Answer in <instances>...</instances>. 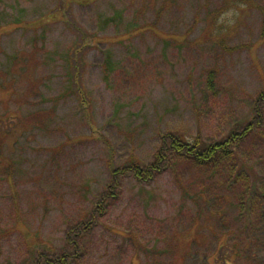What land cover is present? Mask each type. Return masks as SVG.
I'll list each match as a JSON object with an SVG mask.
<instances>
[{
    "label": "rangeland",
    "instance_id": "374dc122",
    "mask_svg": "<svg viewBox=\"0 0 264 264\" xmlns=\"http://www.w3.org/2000/svg\"><path fill=\"white\" fill-rule=\"evenodd\" d=\"M263 91L264 0H0V264H188L227 227L264 250V119L219 164L113 172L227 136Z\"/></svg>",
    "mask_w": 264,
    "mask_h": 264
},
{
    "label": "trees",
    "instance_id": "16d2710c",
    "mask_svg": "<svg viewBox=\"0 0 264 264\" xmlns=\"http://www.w3.org/2000/svg\"><path fill=\"white\" fill-rule=\"evenodd\" d=\"M105 54L107 55V65H109L110 68L113 69L118 66V64L113 61V57L110 53ZM213 74L214 71H211L209 72V77H207V87L212 91L216 89V77H214ZM259 95L261 100L264 101V91ZM258 110L259 107L256 109L258 116L242 124L240 127L236 126L227 136L216 141H207L200 135L192 139H188L173 131L161 134L160 136L163 139V146L159 149L156 158L152 163L142 165L138 160L132 159L126 165L113 169V172L115 174L125 175L130 173L138 181L152 180L160 171L163 170V164L167 155L165 151L174 153L178 156L188 157L198 164L206 166H210L215 163L219 164L227 157H236L238 151H236L235 148L238 147L248 136L254 133L257 127L261 128L263 125L264 114L261 110ZM216 181L219 185L223 184L225 186L227 184V182L222 178H217ZM109 194L113 197L116 193L114 191H109ZM255 198L264 200V191L257 193ZM241 215L245 216L244 212H241ZM260 223H264V213ZM253 224V218L251 216L248 219L247 227L258 229L261 226L259 225V227H255ZM230 229L231 228L227 227V229L221 233V239H217V246L214 254H216V251L218 253L217 255H214L213 258L208 257L209 255L204 256L203 254H199V249L201 247H205L209 239H205L200 243H198V241H193L191 244V251L186 253V257L189 258L188 264H219L221 259L225 262V264H236V262L240 259L244 261V264H249L251 262L254 264H264V250H257L256 248H253V241L255 240L253 239V236L250 235L247 239L240 241L239 239H235V231L233 232ZM79 234L80 233L77 232L76 236H79ZM259 234L264 236L262 232ZM257 240L263 243V241H260L263 239ZM70 244L77 249L78 240L74 239L70 242ZM75 254L72 257H74ZM69 256L70 255L62 254L54 259H48V263L67 264L69 263L68 261L70 258H72H69Z\"/></svg>",
    "mask_w": 264,
    "mask_h": 264
}]
</instances>
